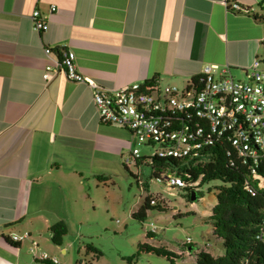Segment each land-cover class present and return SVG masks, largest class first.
<instances>
[{
    "label": "crops",
    "instance_id": "crops-1",
    "mask_svg": "<svg viewBox=\"0 0 264 264\" xmlns=\"http://www.w3.org/2000/svg\"><path fill=\"white\" fill-rule=\"evenodd\" d=\"M224 1L0 0V264H17L20 249L3 237L41 236L80 216L85 176L109 179L132 140L99 122L86 84L58 73L44 82V66L69 49L106 89L155 78L182 90L206 64L247 79L264 47L263 0H228L247 13ZM33 9L47 18L43 32Z\"/></svg>",
    "mask_w": 264,
    "mask_h": 264
},
{
    "label": "built area",
    "instance_id": "built-area-1",
    "mask_svg": "<svg viewBox=\"0 0 264 264\" xmlns=\"http://www.w3.org/2000/svg\"><path fill=\"white\" fill-rule=\"evenodd\" d=\"M224 4L227 10L248 12L233 1L225 0ZM54 10L55 6L51 5L50 12ZM30 18L33 30H46L47 18L41 16L38 9L32 10ZM44 53L47 57L54 55L50 47H45ZM261 62L260 58L252 60L250 74L244 80L229 75L226 66L220 68L216 64H206L197 78L198 89L193 88L192 82L180 90L158 81L146 88H140L141 83H131L106 89L82 75L77 69L74 53L62 49L59 57H54L52 63L44 66L42 79L48 82L58 73L70 81L86 84L90 88L99 122L129 131L132 137L129 153L133 157L140 156L139 146L151 150L148 156L173 159L198 157L200 150L213 141L225 140L237 157L246 163L249 160L256 162L264 156V69ZM180 111L196 122L192 123L189 119V125L171 128L173 118L168 115ZM126 160L130 158L126 157ZM159 177L169 187L197 184L185 183L169 172H163ZM28 237L26 233L11 235V239L17 242ZM31 245L29 251L35 254L37 244ZM36 258L60 264L54 255L49 256L45 252Z\"/></svg>",
    "mask_w": 264,
    "mask_h": 264
},
{
    "label": "rangeland",
    "instance_id": "rangeland-1",
    "mask_svg": "<svg viewBox=\"0 0 264 264\" xmlns=\"http://www.w3.org/2000/svg\"><path fill=\"white\" fill-rule=\"evenodd\" d=\"M259 55L264 69V47ZM128 151L129 145L109 179L99 181L93 175L85 176L84 189L79 194L80 216L66 220L67 233L61 246L54 245L47 232L41 236L32 235L21 241L16 253L17 264H45L33 261L42 252L54 255L60 264H129L126 258L143 242L179 254L176 264H194L195 253L200 250L210 251L213 255L223 253L207 219L216 202L213 187L219 182L204 184L193 193V200H188L186 192L179 187H169L159 180L160 177H151L146 165L135 166L132 161H127ZM150 151L139 146L141 156H147ZM143 181H147V192L161 201L165 210H150L146 219L139 222L131 214L136 212L147 193L142 189ZM147 231L154 235L146 237ZM32 243H37L35 254L29 251ZM87 244L98 249L101 255L96 257L95 253L86 251ZM62 248L65 253H61ZM130 264L170 263L164 257L141 253Z\"/></svg>",
    "mask_w": 264,
    "mask_h": 264
},
{
    "label": "trees",
    "instance_id": "trees-1",
    "mask_svg": "<svg viewBox=\"0 0 264 264\" xmlns=\"http://www.w3.org/2000/svg\"><path fill=\"white\" fill-rule=\"evenodd\" d=\"M264 5V0L262 1ZM264 22V15L260 19ZM155 78L141 82L140 88H146L156 82ZM192 86L198 89L197 79L192 80ZM172 119L171 128L187 126L196 121L187 118L184 111L168 115ZM164 118V116H163ZM190 119V120H189ZM167 121L166 119H162ZM174 123V124H173ZM128 158L135 166L146 165L151 171V177L158 179L163 172H169L181 178L185 183L196 182L195 186L179 187L189 200L191 192L196 193L198 188L211 181L219 183L215 190V204L207 217L212 227V235L221 244L223 253L213 256L209 252L200 250L195 253L194 264H264V156L256 162L244 163L238 158L234 150L225 140H215L200 150L198 157L184 156L181 158H159L154 156ZM251 169L254 171L252 172ZM97 180L104 181L102 176ZM142 189L147 192V181L141 182ZM210 191V188H207ZM156 209L164 211L165 205L155 199L148 192L142 197L141 203L131 217L139 222L146 219L147 212ZM179 215V214H177ZM180 216V215H179ZM50 241L60 246L63 236L67 233L63 221H57L48 228ZM154 233L147 231L145 236L152 237ZM3 239L13 249L21 247L20 242ZM86 251L101 255L100 251L90 244ZM141 253H151L164 257L170 264H176L179 254L164 247L152 246L146 242L137 245L136 252L126 259L128 263L135 261ZM33 261L52 264L47 260L33 258Z\"/></svg>",
    "mask_w": 264,
    "mask_h": 264
},
{
    "label": "water",
    "instance_id": "water-1",
    "mask_svg": "<svg viewBox=\"0 0 264 264\" xmlns=\"http://www.w3.org/2000/svg\"><path fill=\"white\" fill-rule=\"evenodd\" d=\"M193 193H194V192H191L190 200H193V198H194V197H193Z\"/></svg>",
    "mask_w": 264,
    "mask_h": 264
}]
</instances>
